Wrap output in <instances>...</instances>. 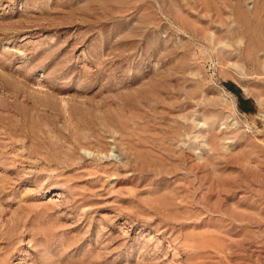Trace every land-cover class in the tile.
Masks as SVG:
<instances>
[{
    "label": "rangeland",
    "instance_id": "374dc122",
    "mask_svg": "<svg viewBox=\"0 0 264 264\" xmlns=\"http://www.w3.org/2000/svg\"><path fill=\"white\" fill-rule=\"evenodd\" d=\"M239 1L0 0V264H264Z\"/></svg>",
    "mask_w": 264,
    "mask_h": 264
},
{
    "label": "bare ground",
    "instance_id": "6f19581e",
    "mask_svg": "<svg viewBox=\"0 0 264 264\" xmlns=\"http://www.w3.org/2000/svg\"><path fill=\"white\" fill-rule=\"evenodd\" d=\"M238 2H241L239 0H237ZM237 3V2H236ZM257 3V2H256ZM259 3L256 4V10L252 13L250 12H247V11H242L239 7H237L235 9V12L233 14V21L238 23L241 28L243 29V32L246 34L247 31H250L251 29V26H254L255 27V24L253 25V23H256L257 25L260 26V22H261V19L262 17H264V6L262 5L261 8H258ZM263 4H264V1H263ZM258 30V27L255 28ZM260 29V28H259ZM251 32V31H250ZM259 32V30H258ZM261 32V31H260ZM252 34V33H250ZM254 34V33H253ZM263 35V33H261ZM260 35V34H259ZM245 36V35H244ZM248 36V34L246 35ZM252 37V35H251ZM248 40H249V37H247ZM253 38V37H252ZM254 39V38H253ZM256 41V39H255ZM249 42V41H248ZM252 42V41H251ZM249 44V43H248ZM251 44V43H250ZM256 46V45H254ZM256 48V47H255ZM257 49V48H256ZM253 54V53H252ZM255 54V53H254Z\"/></svg>",
    "mask_w": 264,
    "mask_h": 264
},
{
    "label": "trees",
    "instance_id": "16d2710c",
    "mask_svg": "<svg viewBox=\"0 0 264 264\" xmlns=\"http://www.w3.org/2000/svg\"><path fill=\"white\" fill-rule=\"evenodd\" d=\"M244 103H245V101L239 98L238 104H239L240 109H243L242 107H243Z\"/></svg>",
    "mask_w": 264,
    "mask_h": 264
}]
</instances>
